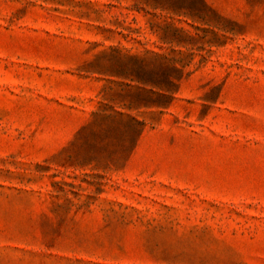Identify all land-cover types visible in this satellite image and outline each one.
I'll return each mask as SVG.
<instances>
[{
  "label": "rangeland",
  "instance_id": "1",
  "mask_svg": "<svg viewBox=\"0 0 264 264\" xmlns=\"http://www.w3.org/2000/svg\"><path fill=\"white\" fill-rule=\"evenodd\" d=\"M0 264H264V0H0Z\"/></svg>",
  "mask_w": 264,
  "mask_h": 264
}]
</instances>
